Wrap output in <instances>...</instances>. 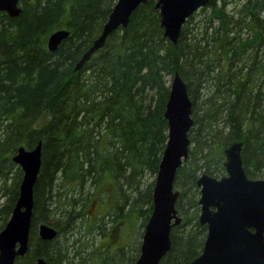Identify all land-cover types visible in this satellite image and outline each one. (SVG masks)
Returning a JSON list of instances; mask_svg holds the SVG:
<instances>
[{
  "label": "trees",
  "instance_id": "1",
  "mask_svg": "<svg viewBox=\"0 0 264 264\" xmlns=\"http://www.w3.org/2000/svg\"><path fill=\"white\" fill-rule=\"evenodd\" d=\"M115 1L21 0L17 16L0 11V177L16 170L3 188L0 230L22 175L11 156L42 141L28 250L15 264H35L38 256L47 264H134L138 246L112 247L116 229L105 232V223L115 215L141 227L147 220L175 72L186 82L194 124L189 157L174 180L185 221L172 228L159 264H189L199 254L206 228L197 221L195 178L201 169L222 171L226 145L241 140L246 172L264 176V0H239L233 13L227 0H208L175 43L163 36L155 0H147L75 70ZM59 28L69 35L49 51L47 36ZM101 194L106 211L92 217L87 207ZM61 196L66 208L52 216ZM38 222L54 226L56 237L41 240ZM105 233L110 240L89 251L95 234Z\"/></svg>",
  "mask_w": 264,
  "mask_h": 264
},
{
  "label": "water",
  "instance_id": "2",
  "mask_svg": "<svg viewBox=\"0 0 264 264\" xmlns=\"http://www.w3.org/2000/svg\"><path fill=\"white\" fill-rule=\"evenodd\" d=\"M21 0H0V11L17 16ZM29 1V0H27ZM147 0H116L104 21L101 31L75 64L80 69L106 38L120 27H125L131 13ZM208 0H155L159 25L165 36L175 43L187 18ZM69 35V30L52 31L46 40L49 51H54ZM192 100L186 82L175 72L165 103L167 140L154 177L151 211L144 224L139 253L134 264H159L170 249V233L181 224L176 209L179 189L174 185L178 168L188 157L191 146L189 132L194 124ZM242 141H233L223 148L224 174L216 177L202 172L196 179L199 187L198 222L206 226L200 253L189 264H264V177L250 179L242 164ZM41 142L28 149L19 146L11 161L22 171L18 195L10 215L0 230V264H15L16 258L26 254L34 206V185L41 167ZM36 233L41 240H51L57 229L38 222ZM35 264H47L42 256Z\"/></svg>",
  "mask_w": 264,
  "mask_h": 264
},
{
  "label": "rangeland",
  "instance_id": "3",
  "mask_svg": "<svg viewBox=\"0 0 264 264\" xmlns=\"http://www.w3.org/2000/svg\"><path fill=\"white\" fill-rule=\"evenodd\" d=\"M227 1L229 2L228 5H226L227 6L226 8L228 11L233 13L235 10L239 9V6H235V8H232L234 4L237 3L239 0H227ZM200 11H201V8H199L196 11V15H198ZM15 172H16L15 169H11L7 172V175L4 177L6 183L3 182L4 178L0 177V206L6 201L8 197V193L7 192L4 193L6 190L3 188L4 187L9 188L10 184L13 181V178H15ZM58 193L64 195L63 189H59ZM60 201L61 202L63 201L62 196L60 197ZM99 201L97 200L92 201L91 203H89L87 207V210L92 217L94 216L102 217L106 211L107 205L105 204L107 202V197L105 196V194L100 195ZM54 206L55 207L54 209H52L51 214L52 216H55V217L57 216V212L59 213L63 208H66V206L63 205V202L61 203V205L58 203H54ZM191 211H192V208L189 210V213H191ZM125 221L126 220H123V218L120 215H115V216H112V219H110V221H107L105 223V228H106L105 232H108L109 231L108 229H111L112 227L116 229L115 234H114V241L112 242V247L115 248L117 245L121 244L122 246H127L126 248H129V249H131L133 246L135 248L138 246L139 248L144 226L141 227L139 224V221L135 219H132L129 222V224L127 223L128 225L125 223ZM193 222L194 221L192 222L190 221V223H193ZM90 234H93V233L91 232ZM95 235H96V240L92 241L91 239V241L89 242L90 243L89 247H91L90 249H88L89 251L93 249L92 247H95L99 242H102V244H105L107 241L110 240V237H109L110 235L108 233H105L103 236H101V238H99L98 234H95ZM82 243H86V241L82 240ZM132 253L135 254V250H133ZM128 255H130V252L128 253ZM87 258L89 259V257ZM89 264H92V263L89 262Z\"/></svg>",
  "mask_w": 264,
  "mask_h": 264
},
{
  "label": "flooded vegetation",
  "instance_id": "4",
  "mask_svg": "<svg viewBox=\"0 0 264 264\" xmlns=\"http://www.w3.org/2000/svg\"><path fill=\"white\" fill-rule=\"evenodd\" d=\"M238 141V140H237ZM191 146H192V143H191ZM191 146H190V148H189V150L191 149ZM242 148H243V142H242ZM223 152V151H222ZM188 157H189V151H188ZM188 157H187V159H188ZM241 157H242V151H241ZM187 159L184 161V162H186L187 161ZM183 162V163H184ZM222 162H223V154H222ZM242 164H243V160H242ZM222 167H223V164H222ZM243 168H244V165H243ZM206 172V171H204V169H202V170H200V171H198V173H197V175H196V178H195V187H196V193L194 194V196H196V203H197V199H198V197H199V187H198V185L196 184V179H197V177L199 176V174H201L202 172ZM244 171H245V173H246V176L248 177V178H250V179H256V178H263L264 176H257V177H253V176H250L247 172H246V170H245V168H244ZM207 173H209V172H207ZM209 174H211V173H209ZM224 174V167H223V169H222V171L220 172V173H214V174H211V175H214V176H216V177H219V176H221V175H223ZM195 189V188H194ZM186 195V198L188 197V190H187V188H186V190L185 191H183ZM179 193H180V191H179ZM177 209V208H176ZM196 209H197V221H198V214H199V205H198V203H197V207H196ZM186 212L187 213H189V207L187 206L186 207ZM177 211H178V209H177ZM186 213V214H187ZM178 215H180V217H181V224L182 223H184V221H185V218H184V215H182L179 211H178ZM9 218V217H8ZM8 220V219H7ZM199 223V222H198ZM203 226H205V225H203ZM205 228H206V226H205ZM2 229V228H1ZM205 235H206V230H205ZM205 235H204V238H205ZM204 238H203V241H204ZM203 244V243H202ZM202 247V246H201ZM201 251V250H200ZM200 253V252H199Z\"/></svg>",
  "mask_w": 264,
  "mask_h": 264
},
{
  "label": "bare ground",
  "instance_id": "5",
  "mask_svg": "<svg viewBox=\"0 0 264 264\" xmlns=\"http://www.w3.org/2000/svg\"><path fill=\"white\" fill-rule=\"evenodd\" d=\"M21 2V1H20ZM20 2H19V6H20ZM21 7V6H20ZM85 65V64H84ZM83 65V66H84ZM74 69H75V67H74ZM76 70V69H75ZM79 70V69H78ZM190 134V133H189ZM189 138H190V136H189ZM191 139V138H190ZM38 142H41V151H42V141L41 140H39ZM38 142L36 143V144H38ZM34 146H36V145H34ZM28 149H30V148H28ZM154 184V183H153ZM89 247V246H88ZM91 247H89V248H87V249H90Z\"/></svg>",
  "mask_w": 264,
  "mask_h": 264
}]
</instances>
